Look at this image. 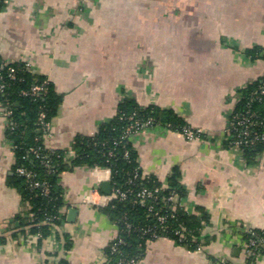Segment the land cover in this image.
I'll list each match as a JSON object with an SVG mask.
<instances>
[{"label": "crops", "instance_id": "obj_1", "mask_svg": "<svg viewBox=\"0 0 264 264\" xmlns=\"http://www.w3.org/2000/svg\"><path fill=\"white\" fill-rule=\"evenodd\" d=\"M3 3L0 58L30 63L61 96L43 135L47 147L66 149L76 135H93L123 97L172 110L207 135L191 140L155 126L133 136L142 173L164 184L178 170L183 206L208 218L200 249L158 237L137 264H247L242 232L264 231V148L248 163L223 137L238 89L264 76V60L245 54L255 46L264 52V0ZM5 128L0 112V264H101L117 227L84 197L93 188L105 193L107 173L98 178L85 165L62 172V222L48 235L22 231L17 215L30 208L8 183L15 156Z\"/></svg>", "mask_w": 264, "mask_h": 264}, {"label": "trees", "instance_id": "obj_2", "mask_svg": "<svg viewBox=\"0 0 264 264\" xmlns=\"http://www.w3.org/2000/svg\"><path fill=\"white\" fill-rule=\"evenodd\" d=\"M0 0V10L3 7ZM251 59H263L264 52L261 47L255 46L245 51ZM4 60L0 58V64ZM8 66L15 68V77L8 78L6 70H2L6 83L5 91L0 95L4 103H14L12 115L5 128V137L13 145L15 164L13 175L8 183L17 188L21 197L29 205V212L34 214L33 222L27 221V216L17 215L19 228L25 226L31 233L39 232L48 235L50 228L47 224L36 225L47 218L59 215L63 206L62 189L58 183L62 172L70 170L76 165H85L89 168L106 167L110 170V184L112 188H120L127 191L125 199L114 200L107 206L99 208L116 225L119 237L123 243L116 244V250H112L115 237L104 249L106 261L102 264H115L120 259H140L144 255L145 245L148 240L158 237L172 239L177 245L195 251L205 245V239H200L203 223L208 221L207 216L199 207L195 212H187L180 205L171 209L170 203L164 199L171 193L177 195L178 201L187 195L179 181L178 170H173L163 184L154 176L145 175L139 165L137 152L133 147V134L125 136L126 128L133 121L144 123L151 120V125L145 128L162 126L177 132L190 128L196 132L198 138H207L203 132H197L191 128L182 117L172 110H165L156 105L142 106L133 97H123L117 104L115 114L108 121L101 123L93 135H76L70 148L74 156L64 159L67 149H49L43 142L44 130L38 124L40 112L45 115V121H51L61 103V96L54 90L53 84L43 75L25 69L24 62H8ZM34 84H44L46 91L39 95L20 94L21 90H29ZM264 76L248 82L237 91V102L227 119L228 123L224 132L223 144L231 146L237 134L242 132L243 125L239 120L246 118L249 137L255 135L264 136ZM132 116V119L129 117ZM11 124L14 125L10 128ZM144 129V128H143ZM39 149L43 160H49L50 170L45 167L38 158L29 152V148ZM264 140L255 139L252 144L241 145V152L248 163L263 150ZM17 167H24L36 173V180L46 182L49 186L47 195L42 193L40 187H30L25 179L15 173ZM158 188L156 198H149L145 203H140L136 194L142 189L154 190ZM151 209L149 210V208ZM157 212V215L155 214ZM158 215L165 216L164 223L157 219ZM62 218V217H61ZM183 225L185 231L183 238L179 237V226ZM26 229V228H25ZM20 230V229H19ZM258 236L264 237V231L251 230ZM18 231H15L16 233ZM248 231L242 232V240L251 238ZM195 238V240H194ZM69 246V242L66 244ZM257 253L264 256V246L257 248ZM254 259H247L252 264ZM49 264V263H46ZM58 264H66L60 261Z\"/></svg>", "mask_w": 264, "mask_h": 264}, {"label": "built area", "instance_id": "obj_3", "mask_svg": "<svg viewBox=\"0 0 264 264\" xmlns=\"http://www.w3.org/2000/svg\"><path fill=\"white\" fill-rule=\"evenodd\" d=\"M24 67L26 70L31 71L33 73H35L34 69H32V66L30 63L24 62ZM5 69L6 71V75L8 76V78L13 79L15 77V68L12 66H8V62L7 61H3L0 64V95L4 93L5 91V87H6V83L4 81V77L3 74L1 73L2 70ZM46 91V87L44 84H34L29 90H21L20 94H31V95H39L42 94ZM261 93H264V90H262ZM14 103H4L0 100V112L3 116V118L6 121V126L8 121H10V116L12 115V105ZM129 119H132V116L129 117ZM239 125H243L242 127V132H240L239 134H237L236 138L233 140L231 146L237 148L238 150L241 151V145H248V144H252L255 139H261L264 140V136H259V135H255L254 138H248L249 137V130H248V123H247V119H241L239 120ZM38 124L40 125V128L42 130H44V135H47L49 133V129L51 126V121H45V115L43 112H40L39 117H38ZM151 125V120H147L144 123H140L138 121H133L132 124H130L126 130H125V136L126 137H131L133 134H136L137 132H139L141 129L148 127ZM14 125L11 124L10 128H13ZM195 129V128H193ZM197 132H201L198 129H195ZM182 134L187 138V139H195L198 138L197 137V133L194 132L192 129L190 128H184L182 131ZM7 142L9 143V145L11 146V148H14V145L8 140L6 139ZM49 148V147H47ZM49 149H53V148H49ZM29 152H31L34 157L38 158L40 160V162L47 167L49 170L51 168V164L49 162V160H43L44 159V155L41 154V152L39 151V149H36L34 147H30L29 148ZM74 156V151L69 147L67 149V152L64 156L65 160H68L70 158H72ZM93 170L95 171V173L97 174V177L100 178L101 177V172H105L107 173V178H108V182L110 183L111 180V175H110V170L106 167H94ZM15 173L18 176H21L25 179L26 183H28V185L30 187H40L42 190V193L47 195L49 193V186L46 184V182L43 181H39L36 180V173L33 172L30 169L24 168V167H17L15 169ZM111 185V184H110ZM159 189L155 188L154 190H147V189H142L141 191H139L136 194V197L138 198L140 203H145V201L149 198H156V193ZM128 195L127 191L121 190L120 188H110L108 193H102L100 192V190L98 188H93L90 193L88 195H86L84 197V200L87 203H91L94 206H96L97 208H101L104 206H107L109 203H111L114 200H118V199H125ZM166 202L170 203L171 205V209L173 210L175 206L180 205L184 208L185 211L189 212V210L183 206V201H178L177 195L175 193H171L169 196H167L164 199ZM151 209V207L149 208V210ZM191 213V212H189ZM155 214L157 215V212H155ZM27 217L29 219V221L33 222L35 220L34 214L29 212V214H27ZM62 215H57V216H53L51 218H47L45 220H43L42 222H38L40 225L41 224H47L49 226L50 229H54L57 226V223L62 222ZM157 219L160 223H164L165 221V216L163 215H158ZM204 225V222H202ZM185 231V227L183 225H180L178 230L176 231L177 233L179 232V237L182 239L184 236L182 234V232ZM248 232L251 233V238L246 239V240H242L241 241V245L243 248V253L244 256L247 259L249 258H253L254 260L257 259L258 257L262 256L260 254L257 253V248L259 246H264V237L263 236H258L256 235V238L253 237L255 236V233L252 232L251 230H249ZM38 236H40V233H37ZM201 235L199 236V238L201 239ZM115 243L112 246V250L115 251L116 250V244H120L123 243V239L121 237H119L118 235L115 236ZM195 240V238H194ZM106 261V258L104 257V260L102 263H104ZM139 260L135 259V258H129V259H120L119 261H117L115 264H137ZM101 263V264H102ZM249 264V263H247Z\"/></svg>", "mask_w": 264, "mask_h": 264}, {"label": "water", "instance_id": "obj_4", "mask_svg": "<svg viewBox=\"0 0 264 264\" xmlns=\"http://www.w3.org/2000/svg\"><path fill=\"white\" fill-rule=\"evenodd\" d=\"M110 188H111V185H110L109 182H104V183H102V185H101V190H102L103 192H105V193H108L109 190H110ZM73 211H74V210H73Z\"/></svg>", "mask_w": 264, "mask_h": 264}]
</instances>
